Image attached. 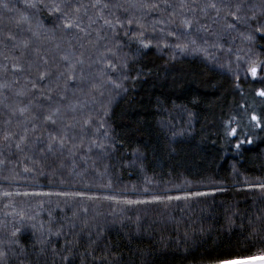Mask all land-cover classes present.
<instances>
[{"label": "trees", "instance_id": "16d2710c", "mask_svg": "<svg viewBox=\"0 0 264 264\" xmlns=\"http://www.w3.org/2000/svg\"><path fill=\"white\" fill-rule=\"evenodd\" d=\"M31 2L0 0V85H7L0 87V223H8L9 234L13 224L22 229L10 237L17 244L3 240L8 244L0 247L12 249L8 264H67L63 257L73 264H217L264 256V220L256 219L264 218V190L250 187L264 182V125L253 127L251 120L254 112L264 113V97L257 95L264 91V35L255 31L264 15L252 8L261 0H244L240 15L255 11L258 18L235 29L225 20L232 22L227 13L235 12L236 0H100L97 8L91 7L95 0H67L72 7L65 11L79 19L83 32L64 29V17L57 19L50 8H27ZM43 2L63 6L65 0ZM210 2L221 4V11H201ZM144 3L158 7L149 11L140 7ZM78 5L84 7L77 13ZM141 40L150 47L142 48ZM99 69L104 81L121 87L96 84L92 97L105 89L110 95L100 114L83 107L72 116L69 104L81 103L72 98L76 79ZM41 73L48 74L44 81ZM57 108V124L45 125L43 117ZM79 118L81 124L69 131L75 143L89 120L84 140L105 143L106 150L82 145L74 160L66 150L42 156L37 138L46 146L49 133ZM233 128L236 136H226ZM21 136L24 151L15 147ZM154 196L163 202L123 203ZM41 236L44 245L36 242Z\"/></svg>", "mask_w": 264, "mask_h": 264}, {"label": "snow or ice", "instance_id": "6c2138e0", "mask_svg": "<svg viewBox=\"0 0 264 264\" xmlns=\"http://www.w3.org/2000/svg\"><path fill=\"white\" fill-rule=\"evenodd\" d=\"M27 8H37V7H47V8H50V14H56V18L57 19H60L61 16L64 17V21H63V28L64 29H67V30H71L73 28H77L79 29V31L83 32L84 31V28L81 27L80 25V22H79V19H76V18H73L71 13L70 12H66L65 9H71V4H69L67 2V0H65V3L64 5H60V4H56V3H51V4H48V3H44L43 0H33V2L31 3H27L25 5ZM98 6H100V0H95V3H93L91 5V7L93 8H97ZM136 5H132V4H129V7H135ZM3 7L5 9H8V5L5 3L3 5ZM81 7H84L83 5H78L74 11L75 12H79L80 11V8ZM141 8H145V9H148L149 11H152V10H155L158 5L155 4V3H151V4H148V3H144V4H141L140 5ZM167 7H171V5H168ZM225 7H232V5H225ZM235 7V12H231L229 11L227 13L228 16H231V20L232 22H228V20L226 19L225 20V24H226V27L228 29H235L237 27V24L238 23H244V24H247L248 21L252 20V19H257V13L255 11H253V15L252 16H241L240 15V12L243 8V0H241L240 3H237L234 5ZM259 7L260 9V15H264V0H261L260 4L259 5H255L253 4L252 5V8L255 9ZM103 8L107 9L109 8V5L107 3H105L103 5ZM207 9H214L217 13H219L221 11V9L217 6L216 3L214 2H210L208 4L205 5L204 8L201 9V11H205ZM9 11L11 9H8ZM193 11H195V8H193ZM27 19V18H25ZM90 20V25L91 24H95L96 23V20L95 19H92L91 17L89 18ZM132 21L130 20L129 21V24L131 25ZM185 25L188 26V27H191V21H184ZM105 24L108 25L109 27H112L113 26V22L111 20H108V19H105ZM59 26V25H58ZM256 32L258 33H261L262 35H264V25H260L259 27H257L255 29ZM248 39H252L251 36L248 37ZM141 43V46L142 48L144 49H147L150 47L149 44L147 43H144L143 40L140 41ZM193 44L195 43V41L192 42ZM25 48L28 47V44L25 42L24 45H23ZM178 49H180V51H185L186 50V45L185 46H181V45H177L176 46ZM113 55H115V53H112ZM103 55V54H102ZM62 59L68 61V57L65 56V57H62ZM47 61H45L46 63ZM70 63V61H69ZM262 64H264V62H261ZM106 67H109L112 69L113 72H116L118 71V66L114 63H109L106 65ZM21 69L19 68H14V71H20ZM250 74L253 78H255L257 76V68L256 67H252L250 69ZM63 75V73L61 74ZM48 77V74L47 73H41L38 77V79L40 81H44L45 79H47ZM68 81H73L74 82V77L73 76H69L68 77ZM108 83L110 84H114V87L116 88H119L121 87L120 83L119 82H113L112 80H109ZM66 87L68 86L67 85V82H66ZM0 87H7V85H0ZM32 88L35 89L36 88V83H32ZM17 95H24V93H17ZM257 95L258 96H261V97H264V91H259L257 92ZM45 99H50V97L48 96H45L44 97ZM64 97H61V100H63ZM28 111V108L27 106L25 107H22L19 109V114L20 116H24L25 113ZM59 113H60V110L59 108L55 109L54 111H52L49 115H45L43 117V122L45 123V125H47L48 123H51L52 125H56L57 124V118L59 116ZM16 113L13 112V115H15ZM107 113H105L106 115ZM36 117H33V119H35ZM251 120L254 123L253 127H256V128H260L262 125H264V113L260 114V115H257L255 112L252 114L251 116ZM89 120H85L84 121V126L81 128V134L79 135V140H80V144H77L75 143L76 139H77V136L76 135H69V131L71 130H74L75 129V125L72 124V125H69V124H63L61 130L59 132H56L55 134L53 133H49V137H48V143L47 145L45 146L43 141H41L39 138H37V144H38V147L40 149H42L41 151V155L42 156H45L48 154V153H55L57 150H59L60 154L63 155L65 150L68 152V154L73 158V160L75 159L76 155H77V152L82 150V145L84 143V135L83 133H85L87 131V127L89 125ZM104 123H100L97 128L98 130L99 129H102L104 128ZM27 130V129H25ZM237 132H236V129L233 128L230 132L226 131L225 135L226 136H236ZM103 137L105 138V140H107V137H108V133L107 131H104L102 133ZM4 140L5 141H9L10 140V136L9 135H5L4 136ZM26 140V137L25 136H21L20 137V142L19 143H16L15 144V147L16 149L20 150V151H24V147H22V145H24V142ZM71 141V147L70 148H66V145L67 143ZM249 144L252 143L251 140H248L247 141ZM245 143V141L241 140L239 143H237L235 145V147L239 150L241 148V146ZM9 147H11V144L8 145ZM26 147V145H24ZM92 148H98L101 150V152H104L107 148V145L105 143H102L96 139H92L91 140V143L89 145V151H91ZM0 163H3L2 161H0ZM33 163H36L35 160H33ZM63 166V165H61ZM25 172H28L30 171V169L28 168H25L24 169ZM250 187H255V188H258V189H261V190H264V182L262 183H259V184H256V185H253V186H250ZM145 191H147V189H145ZM5 196H9L11 195V193H8V192H5L4 193ZM17 195H21V193H17ZM22 195L24 196H29V195H34V196H45V195H52V193H42V192H37V193H28V192H25L23 193ZM56 195H63V196H81L82 193H68V192H60V193H56ZM194 196H203V195H206V193H201V192H196V193H193ZM188 197H180V196H168L167 199L169 201H172V200H181V199H187ZM105 200H112V199H115L114 197H104ZM163 200L161 199L160 196H154L152 200H124L123 203L127 204V205H134V204H151V203H162ZM20 215V220L23 221L25 219L24 215L21 213L19 214ZM29 220H32L33 217L29 216L28 217ZM257 221H262L264 220V218L260 217V216H257L256 217ZM251 223V221H250ZM32 227H35V225H32ZM262 228H264V224H262ZM0 229H2L4 232H5V236L3 237H0V240H9V243L11 245H15L17 244V240L16 239H10L11 238H16L18 236V234L22 231V229L20 227H16L15 224H13V229L14 230H11L10 231V234H9V228H8V223L7 222H3V223H0ZM40 231L42 232L43 229L41 228ZM54 235H60L59 232H56V233H53ZM37 243L41 244V245H44L46 244V241L41 237H37V240H36ZM8 251H12L11 248H9ZM8 251H0V264H8V261H7V256H8ZM45 251L44 248H41V252L43 253ZM63 259L65 261H67V264H73V261L69 258V257H63ZM217 264H229L228 261H217Z\"/></svg>", "mask_w": 264, "mask_h": 264}, {"label": "rangeland", "instance_id": "374dc122", "mask_svg": "<svg viewBox=\"0 0 264 264\" xmlns=\"http://www.w3.org/2000/svg\"><path fill=\"white\" fill-rule=\"evenodd\" d=\"M218 1H220L221 3H224L226 0H218ZM236 1H238L239 3L241 2V0H236ZM243 3H244V0H243ZM217 4H219V3L217 2ZM119 5L120 4H118L116 6L118 7ZM181 6H182V4H181ZM219 8H221V4H220ZM132 10L134 11L133 7H132ZM207 10H214V9H207ZM234 11H235V8H234ZM134 12L136 13V10ZM104 53H105V51H104ZM108 55H109V53H108ZM81 63L82 62H78V61L75 62V64L79 65V66H82ZM224 64L226 65L227 61L226 62L224 61ZM102 75H103V72L99 69V72L98 71L97 72L96 71L84 72L83 74L78 76V79H76V80H78L77 91L76 90L73 91L74 95H73L72 98L73 99H78L81 103H79V104H69V107H67L66 111L70 110V108H71L74 111V112L73 111L71 112V115L75 116L76 113H77L76 111H78V110H80L81 108L84 107L85 109H89L88 112L90 113V115H92V114L94 115V114H98V113L100 114L101 110L99 109V107L101 106V104H102L104 99L107 101V98L110 95H109V93L106 94L107 91H109V89L108 90L105 89L102 94L98 93L97 97H92L93 92L95 91V89H97L96 84L100 88L102 86H104L105 84L108 85V88H109V85H112V84H109L107 80L104 81V79L101 78ZM112 87H113V85H112ZM91 103L94 104V107H96V109H91V106H90ZM79 120H80V118L75 120V121L73 120L71 122V124L73 123L77 127L78 124H81V122ZM83 126H84V123H83ZM93 133H95L94 130H93ZM83 145L86 146V148H88L90 143L86 142L84 140ZM80 213H84V210L83 211L80 210ZM75 219L77 220V219H79V217L77 216V218H75ZM74 224H76V222L75 223H71L72 226ZM45 232L46 231H42V232L40 231V233H43V234ZM1 236L3 237V234L0 233V237ZM5 244H8V243H4L3 240H0V247H3Z\"/></svg>", "mask_w": 264, "mask_h": 264}, {"label": "water", "instance_id": "95a60500", "mask_svg": "<svg viewBox=\"0 0 264 264\" xmlns=\"http://www.w3.org/2000/svg\"><path fill=\"white\" fill-rule=\"evenodd\" d=\"M229 264H264V256L228 261Z\"/></svg>", "mask_w": 264, "mask_h": 264}]
</instances>
